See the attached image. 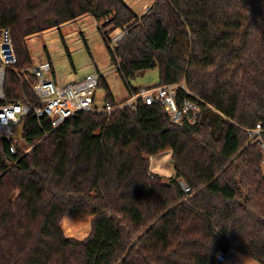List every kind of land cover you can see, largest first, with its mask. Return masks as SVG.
<instances>
[{
    "label": "trees",
    "instance_id": "obj_1",
    "mask_svg": "<svg viewBox=\"0 0 264 264\" xmlns=\"http://www.w3.org/2000/svg\"><path fill=\"white\" fill-rule=\"evenodd\" d=\"M87 14L126 81L158 69L201 112L179 125L160 103L83 111L46 137L48 119L24 117L17 155L0 140V264H223L231 249L264 264L263 151L248 134L264 124V0H153L143 14L126 0H0V30L22 67L34 63L27 36ZM110 27L126 31L115 50ZM6 92L23 93L12 72ZM166 150L174 175L151 178L150 156ZM71 209L91 216L84 238L64 232Z\"/></svg>",
    "mask_w": 264,
    "mask_h": 264
},
{
    "label": "built area",
    "instance_id": "obj_2",
    "mask_svg": "<svg viewBox=\"0 0 264 264\" xmlns=\"http://www.w3.org/2000/svg\"><path fill=\"white\" fill-rule=\"evenodd\" d=\"M123 31L116 38L117 41L125 36L126 31L124 29ZM111 48L115 50L113 45ZM17 61L11 32L8 28H3L0 30V140L11 141V151L14 155L18 154L17 142L25 143V127L22 138L15 137L16 128L23 124V118L30 114L36 116L39 121L44 118L49 120L52 129L45 131L44 137H46L67 119L83 111L103 112L110 117L112 112L120 108L136 111L140 102L146 105L160 103L165 107L172 121L179 125L185 122V118L189 122H195L201 112V100L193 97L185 82L138 87L137 90L130 91L129 96L122 101L113 103L105 99L104 107L99 109L96 106V90L103 77L101 71L88 73L78 81L64 83L56 75L51 58H46L39 64L32 63L22 67L17 66ZM9 72L14 73L23 86L20 97L7 96L6 79ZM27 88L34 95V100L28 97L25 91ZM181 90H185L186 95L179 102ZM263 131L264 124L261 122L248 129L251 140L262 147L264 169ZM150 158L153 159V155ZM151 169L149 176L154 178L155 172ZM180 183L185 192L191 191L184 180L181 179ZM237 252L235 249L221 252L218 260L228 264Z\"/></svg>",
    "mask_w": 264,
    "mask_h": 264
},
{
    "label": "rangeland",
    "instance_id": "obj_3",
    "mask_svg": "<svg viewBox=\"0 0 264 264\" xmlns=\"http://www.w3.org/2000/svg\"><path fill=\"white\" fill-rule=\"evenodd\" d=\"M138 13L143 14L153 0H126ZM109 34L110 45L118 42L116 38L124 31L122 28H105ZM54 38L53 40H51ZM29 52L34 64H39L46 58L54 62L55 73L64 83L82 79L88 73L101 71L103 80L108 84L117 101L126 99L130 94L128 83L135 87L151 86L159 83V71L153 69L140 74L136 78L126 81L118 65L113 62L110 50L104 39L100 23L87 14L74 20L62 23L59 27H51L39 33L26 37ZM176 52L187 55L190 41L185 36L179 37ZM107 89L99 85L96 90V106L104 107ZM171 150H166L150 158V168L164 177L173 176L175 169L171 161ZM62 226L68 236L86 237L91 231V216L78 209H71L63 218ZM228 264H260L250 256L237 252Z\"/></svg>",
    "mask_w": 264,
    "mask_h": 264
},
{
    "label": "water",
    "instance_id": "obj_4",
    "mask_svg": "<svg viewBox=\"0 0 264 264\" xmlns=\"http://www.w3.org/2000/svg\"><path fill=\"white\" fill-rule=\"evenodd\" d=\"M24 124H21L20 126H18L16 128V131H15V137L16 138H22L24 136Z\"/></svg>",
    "mask_w": 264,
    "mask_h": 264
},
{
    "label": "crops",
    "instance_id": "obj_5",
    "mask_svg": "<svg viewBox=\"0 0 264 264\" xmlns=\"http://www.w3.org/2000/svg\"><path fill=\"white\" fill-rule=\"evenodd\" d=\"M151 5V4H150ZM54 38H52L51 40H53ZM117 101V100H116Z\"/></svg>",
    "mask_w": 264,
    "mask_h": 264
}]
</instances>
